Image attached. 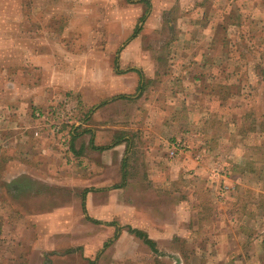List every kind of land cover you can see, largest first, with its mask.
<instances>
[{
  "label": "rangeland",
  "instance_id": "rangeland-1",
  "mask_svg": "<svg viewBox=\"0 0 264 264\" xmlns=\"http://www.w3.org/2000/svg\"><path fill=\"white\" fill-rule=\"evenodd\" d=\"M123 1L76 0L60 3L56 0L55 7L47 10L43 6L44 0H0V264H92L94 261L95 264H137V258L143 259L151 254L147 246L126 234L127 231L115 243L116 237L112 236L114 227H108L109 232L86 218L79 206L80 196L78 198L72 188L56 186L50 180L51 183L40 181L37 175L46 168L45 165L42 162L29 165L30 162L25 163L18 155L23 149L19 147L22 141L19 130L23 129L25 140L31 141L27 130L30 113L16 106L6 110V102L17 103L19 94L25 95L28 100L32 92L29 89L34 84L41 85L42 81L48 86L45 73L32 71L30 60L26 62L30 69L24 79L18 77L19 82H16L13 78L11 69L20 64V57L17 56L20 47L25 48L32 57L34 54L31 51L35 52L36 59L33 60L42 70L50 64L59 70L68 63L70 73L76 71L73 75H67L69 83L74 77L82 75L84 66L94 68L102 62L99 55L104 51L107 54L105 64L110 71H114L113 67L116 69L117 66L111 54L114 53L115 57L116 50L120 48L116 44L118 36L115 30L103 27L105 22L117 20L116 15L130 20L131 14L125 9ZM200 1L149 0V13L142 15L144 18L140 16L141 41L137 45V57L140 59L132 58L131 53L125 64L120 66L128 68L137 65L146 76H154L149 81L152 89L142 94L149 99L157 102L165 96L168 97L166 102H173L186 96L183 93L172 99L171 96L178 94L167 93L168 89L162 86L169 85L166 77L170 76L172 66L178 67L172 60L177 59L183 49H175L170 40L178 36L201 34L198 27L193 30L179 29L188 18V14L183 15L185 10H193ZM136 2L141 14L146 5L142 6L141 0L134 1V4ZM202 2L209 6L207 18L210 12L215 17L216 12L219 24L228 28V32L222 29L218 31L219 39L224 43L228 39L234 47L230 51L231 56L228 47L222 48L219 55L214 54V57L218 56L217 61L205 68L213 70L204 81V84L209 80L213 83L209 88L213 89V93H207L210 90L206 88L207 91L201 93L203 112L198 108L205 123L201 125V117L200 122L189 126L192 130L188 134L192 135L185 141L182 139V143L176 140L182 145L181 151H199L201 147L207 148L201 140L203 132L204 136L213 132L224 139L218 145L223 155L204 156L201 170L197 168V174L192 173L193 176L188 175L189 170L195 167H191L193 163L182 164L173 156L166 158L170 170L186 172L188 177L183 179L186 184H181V192L173 189L168 193L142 192L137 200L145 210L140 215L142 213L144 221L154 227L159 224L166 228L164 235L161 231L154 235L159 250L157 255L161 256L156 257L159 260L157 264H264V250L260 245L264 239V75L258 73L264 72V0ZM211 4L215 8L210 9ZM63 10L69 12V16L58 18ZM100 10L102 15H99ZM238 21L243 23L244 28L237 25ZM66 23L71 27V32L67 34L63 31ZM144 23L147 24L145 27ZM25 24L28 31V24L33 28L29 33L52 40L47 39L39 45L32 41L21 46L20 39L26 34L23 28ZM206 36L210 40L213 34L207 32ZM69 38L74 40L73 45L63 43ZM98 52L101 53L98 55ZM72 53L75 55L71 56ZM258 56L262 57L260 61ZM10 80L15 81L16 86L8 92L6 82ZM157 86L161 87L157 89ZM172 106L176 104L169 105L166 113L179 114V110H174ZM132 111L134 115L135 110ZM155 111L156 117L160 112ZM247 113L251 114L250 118L245 117ZM214 114L218 116V121L214 119ZM158 128L155 127L156 131ZM23 135L21 138H24ZM172 135L175 137L174 132ZM50 140L49 137L47 144H50ZM28 146L26 144L27 150H32ZM61 152L65 158L58 162L64 166L67 158L65 151ZM195 159L199 160L197 156ZM188 160L193 161L194 158ZM232 164H248L249 170H232ZM54 166L57 168V162ZM171 178L173 181L175 177ZM194 200L202 210V219L196 228L197 236L189 237V241L188 238L173 237L179 230L182 236H187L190 219L197 216ZM106 239L112 242L104 247L102 245ZM193 245L201 253L186 261L182 254L185 248L189 250ZM179 250L184 251L178 253Z\"/></svg>",
  "mask_w": 264,
  "mask_h": 264
},
{
  "label": "crops",
  "instance_id": "crops-1",
  "mask_svg": "<svg viewBox=\"0 0 264 264\" xmlns=\"http://www.w3.org/2000/svg\"><path fill=\"white\" fill-rule=\"evenodd\" d=\"M54 1L56 0H44V9L54 8ZM57 1L63 3L76 0ZM134 1L138 0L123 1L125 9L131 14L130 20L116 15L118 19L113 20V23H104V29L106 27L108 30L113 29L118 36L116 44L120 48L116 50L115 57L114 53L111 54V58L115 60L117 66L116 69L113 67L114 71H110L109 66L105 64L106 51L98 52V55L101 53L99 59L102 58L103 61L97 63L94 68L87 69L84 66L82 75L79 78L74 77L69 83L67 75H73L76 71L70 73L71 69L68 63L59 70L53 64L45 65L42 70V67L33 60L36 59L35 52L31 51L34 54L32 57L25 48L20 47V52H17V56L20 57V64L17 65V68L11 69L13 78L16 79V82H19L18 77H22L21 80L24 79V75H27L28 69H30L26 62L30 60L33 64L31 66L32 71L45 73V81L48 86H45L42 81L41 85L34 84L29 89L32 92H30L31 95H29L28 100H26L25 95L19 94L17 103L6 102V110L9 111V109H13V106H16L24 108L25 112L30 113V125L27 130L30 132L28 136L31 141L25 140L26 135H23V129L19 130L18 135L22 139V143L19 142V147L22 146L23 149L19 151L18 155L20 158L22 156L21 159L25 163L30 162L29 165L33 166V162H36L37 165L42 162L45 165L46 168L38 172L37 178L42 182L50 180L56 186L72 188L76 191L74 192L76 196L78 198L80 196L79 206L82 213L87 215L86 218L105 229L114 227L112 236L116 237L115 243L121 239L124 231H127L126 234L139 239L150 249L149 257L137 258V264H157L159 260L156 257L161 258V256L157 255L159 250L154 235L158 231L164 235L166 228L159 224L154 227L153 224L144 221L140 212L145 208L139 206L137 199L142 195V192L149 190L168 193L173 189L181 192L183 187L181 184H186L183 179L188 176L181 169L176 173L170 170L166 158L173 156L182 164L193 163L194 165L191 167H195L190 169V174H188L193 176L192 173L197 174L199 168L201 170L202 158L213 154L208 148L202 147L199 151L178 150L176 153L174 149H171L173 147L170 148L171 144L168 142L173 137L172 132L177 139L180 141L184 139L185 141L188 136L192 135V133L188 134V131L192 130V127L189 126L200 122L201 117V125L203 126L205 123L203 122V114L198 110L199 108L203 112L201 93L207 91L206 88L213 86V83L209 82L210 80L204 84L206 76H210L209 73L213 71L205 68L212 66L217 61L218 56L214 57V54L219 55L224 42L219 39L217 34L222 26L219 24L216 12L215 17H212L210 12V17L207 18L209 6H205V2L203 3L202 0L197 2L193 10L187 8L183 15L188 14V18L185 19L182 27L179 26V29L193 30L198 27V29L203 30V33L200 36L192 34L191 36L171 38L169 43L174 44L175 49L179 47L183 49L177 59L172 60L177 63L178 67L172 66L173 70L169 71L170 76L166 77L169 85L162 86L163 89H168L167 93L178 94L171 96L172 99L180 97V94L183 93L186 96L182 100L178 99L173 102L170 100L166 102L168 97L165 98V96L157 102L149 99L142 94L146 93L149 88L152 89L149 81L154 76H146L137 65L128 68L120 66L131 53L132 58L140 59L137 57V45L141 41L140 26H142L139 20L140 16H144L148 12L149 6L141 0V5H146V7L140 14L138 11L139 3L134 4ZM213 7L211 4L210 9ZM102 13L100 10L99 15ZM64 16H69V12L63 10L58 18ZM32 25L37 26L36 23ZM145 25L147 24L144 23L143 27ZM26 27L25 24L23 28L26 34L20 39L19 44L21 46L30 44L32 41L39 45L47 39L52 40L50 37L43 39L35 33H29L33 28L28 24V31ZM70 29V25L64 24L63 31L65 34L71 32ZM207 32L213 34L212 39L209 40V37L206 36ZM63 43L73 45L74 40L69 38ZM74 55V53L71 54V56ZM51 56L53 58V55ZM13 59L14 57H12ZM64 59L67 61L66 57ZM58 68L60 67L58 66ZM133 69L140 70L143 77ZM14 82L12 80L6 82V91L10 92L12 87L16 86ZM160 87L157 86L156 88L159 89ZM34 92L36 94H33ZM167 103L169 105L176 104L172 108L179 110V116L166 113L167 108H169ZM133 109L135 110L134 115H132ZM155 109L160 112L156 117ZM51 110L53 113L50 112ZM39 112L43 113L42 117L37 116ZM210 114L212 118L211 109ZM8 122L7 119L6 123ZM207 123L210 124V122ZM32 125L35 127L31 128ZM11 126H14V123H11ZM156 126L159 127L158 131L155 129ZM81 129L82 131H80ZM22 135L24 138H21ZM49 137L51 139L50 144H47ZM201 140L204 141V134ZM26 144L32 150H27ZM60 149L65 151L67 158L64 161V166L58 162L59 159L65 158ZM196 156L199 160L195 159ZM191 157L194 158V162L188 160ZM56 162L57 168L54 166ZM197 168L198 170H196ZM171 177H175L173 181ZM50 181L49 183H51ZM77 192H80V195H77ZM155 197L157 198V194ZM198 206L200 204L194 200L193 207L196 208L197 216L201 211ZM197 216L196 219L191 218L190 222L185 220L190 223L187 236H182L179 230L174 233L173 237L188 238V241L189 237H196L198 233L196 228L200 225V219ZM149 217L153 216L150 215ZM146 219L149 221L148 218ZM128 227L146 233L155 242L156 250L151 249L143 240L131 233ZM108 231L111 230L108 229ZM109 240H104L102 246L109 245L112 242L111 239ZM194 246L189 250L185 248L182 256L186 261L188 259L191 261L193 256L199 254L200 250ZM182 251L184 250H179L178 253ZM92 264H95V261Z\"/></svg>",
  "mask_w": 264,
  "mask_h": 264
},
{
  "label": "trees",
  "instance_id": "trees-1",
  "mask_svg": "<svg viewBox=\"0 0 264 264\" xmlns=\"http://www.w3.org/2000/svg\"><path fill=\"white\" fill-rule=\"evenodd\" d=\"M144 2H146L147 4H148V6L150 7V2L148 1V0H143ZM234 25H235V23L233 24V26H232V28H234ZM237 25L241 28H244V26H243V23L241 22V21H238L237 22ZM230 26H231V24L228 26L229 27V30H230ZM222 30H223V32H228V28H225L224 26L222 27ZM218 31H220V29L218 30ZM201 33H203V30H201ZM226 41V40H225ZM223 42H224V40H223ZM227 48L228 47V52H230L231 51V49L234 47V44H231L230 43V41L227 39V41L223 44V46H222V48ZM230 56L232 55L231 54V52L230 53H228ZM261 56H258V60L260 61L261 60ZM233 60H234V58H232ZM233 60H231V61H233ZM240 65V64H239ZM239 65H237V67L239 66ZM133 70H136V71H138L139 72V74H140V76L141 77H143V75H142V72L140 71V70H137V69H133ZM259 74H261V75H264V72H258ZM232 76H233V73L231 74ZM214 88L217 90V88H216V86H214ZM207 89H209V88H207ZM214 89V92H216V90ZM210 91L209 92H207V93H213V89H209ZM212 91V92H211ZM40 113V112H39ZM42 114L43 113H40V117H42ZM172 115H176V116H179V114L178 113H174V114H172ZM250 116H251V114L250 113H247L246 115H245V117H248V118H250ZM172 117V116H171ZM217 115L216 114H214V119L216 120V121H218L217 120ZM202 132H203V127H202ZM203 134H204V132H203ZM244 135H246V133H244ZM205 138H204V144H206L207 145V148L209 149V151H211L215 156H221V155H223V154H221V152H220V150H218V145H219V141H223L224 139L223 138H220L219 137V134L218 135H216L215 133L213 134V132H212V135H210V134H205V136H204ZM232 137V136H231ZM170 142L172 143L173 142V144H171L170 145V148L171 147H173V148H171V149H174L175 151H176V153H177V151L178 150H182V145H180L183 141H181V143L180 142H178L177 140H176V137H172V139L170 140ZM220 146V145H219ZM229 156V155H228ZM226 169H227V167H226ZM239 170L240 172H245L246 170H249V166H248V164H246L245 166H240V165H235V164H232V170ZM228 171H229V173H231L230 172V168H228ZM85 197L83 196V199H84ZM84 201V200H83ZM201 215H202V210L199 212V219H200V222H201ZM128 229H129V231L131 232V233H133V234H135L138 238H140L141 240H143V242L145 243V244H147L151 249H153V250H156V248H155V246H156V244H155V242L152 240V239H150L148 236H147V234L146 233H143L142 231H139V230H136V229H132L131 227H128ZM260 245H261V248H262V250H264V239L260 242Z\"/></svg>",
  "mask_w": 264,
  "mask_h": 264
},
{
  "label": "built area",
  "instance_id": "built-area-1",
  "mask_svg": "<svg viewBox=\"0 0 264 264\" xmlns=\"http://www.w3.org/2000/svg\"><path fill=\"white\" fill-rule=\"evenodd\" d=\"M50 112L53 113L52 110ZM37 116L39 117L40 116V113H37Z\"/></svg>",
  "mask_w": 264,
  "mask_h": 264
}]
</instances>
